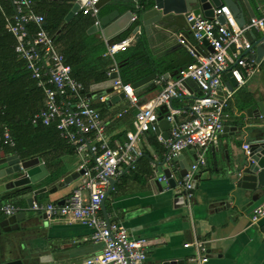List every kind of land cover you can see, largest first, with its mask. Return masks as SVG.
Returning <instances> with one entry per match:
<instances>
[{
	"label": "crops",
	"instance_id": "1",
	"mask_svg": "<svg viewBox=\"0 0 264 264\" xmlns=\"http://www.w3.org/2000/svg\"><path fill=\"white\" fill-rule=\"evenodd\" d=\"M10 1L13 4L12 0ZM236 1L242 6L247 22L251 16L247 13L243 1ZM66 2L71 7V3ZM248 2L255 16H260L264 0H248ZM43 3L46 7L48 6L46 2ZM133 5L134 7L124 4H106L99 9V17L115 9L118 10L119 15L112 14L110 21L121 20L123 13L129 8L132 9V14H138L134 1ZM12 6L15 13V7ZM32 8L30 6V11L35 12ZM4 14L5 7L0 0V20L1 17L4 18ZM82 15L78 17L75 14L71 18L73 19L72 25L69 27L72 30L65 32L67 37L71 38L70 33L84 31L86 40L87 35H92L99 43L87 50V55L83 59L69 64L71 69L86 68L96 58L109 56L106 53L108 44L100 31L91 33L87 31L95 22L94 18L87 14L82 13ZM70 21L63 27L61 25L58 33ZM136 21L132 22L130 29L137 24H135ZM4 28L8 31V23ZM177 30L179 32L180 28ZM171 31L174 29L165 30L164 35L154 36L149 43L143 32L140 33L139 40H135L131 32L128 35L133 38L128 47L132 46L135 41H141L148 56L163 72L161 74L163 78L160 81H158L160 76L156 73L153 81L138 93L140 102L154 97L166 82L176 75L175 70L193 61V57L183 45L178 43L177 37L174 34L172 36ZM124 32L127 31H123L121 35ZM263 35V30H252V35L249 32L246 33L248 38L253 37L255 40L261 39ZM2 37L3 27L1 28L0 23V48L3 47ZM70 45L69 42L67 48ZM253 49L256 53V49ZM123 51L120 50L113 56H109L113 60V65L107 72V79L92 83L87 92L84 88L80 91V97L88 98L90 104L99 112L101 111L100 115L106 124L105 140L112 147L121 144L127 132L134 131L136 108H127V98L124 97L115 103H107V99L118 93L115 89L111 93H106V90L112 86L113 79L110 78V74L116 71L119 76L114 57L122 56ZM259 61V70L248 77L243 85L237 87L227 101L226 111L229 116L223 119L224 126L229 127L227 134L220 135L216 142L209 144L205 150H198L199 153L203 152L205 163L200 164L194 174L197 178L195 187L191 191L192 199L189 206L185 202L182 185L183 207L179 206L178 202L174 203V190L169 183L158 182L156 178L163 174L165 165L161 162L164 159L165 149L157 140V134L154 131L143 134L140 140L143 154L137 159L135 167L128 168L114 178V186L105 198V212L100 210L99 216L104 220L106 217L109 224L122 226L134 238H145V264H163L173 259H181L184 264H197L191 260L196 256L194 246L184 245L187 242L191 243L195 238L206 242L208 259L201 264H264V214L259 216L255 222L251 221L253 209L264 208V195L243 210L242 206L250 200V193L243 191L239 194L234 186L235 168L238 161L245 156L241 145L245 141L252 143L257 134L256 126L264 122L261 117L257 116L260 113L259 103L264 109V55ZM46 65L49 66L48 61ZM71 76L76 79L72 71ZM222 80L224 91L230 89L226 84L225 74ZM187 86L192 93H199L192 80L187 81ZM101 92L104 94L97 95ZM87 93H91V96H87ZM73 96L75 101L78 96L72 94L71 97ZM190 101L191 96L187 95L182 99H173L172 104L187 105ZM251 106H255L256 111H252L249 115L246 109ZM45 133L37 136L39 153L27 157H37L46 170L44 177L36 182L34 189L42 186H46L47 189L53 188L65 176L77 171L83 159L87 160L89 166L93 163V155L90 152L84 155L77 153L74 146L60 136L59 131L56 137H53L52 131ZM94 141V132H92L89 142L94 143ZM0 150L6 151L3 148ZM195 151L193 147H186L179 154H182L191 165L197 159ZM49 177H56L57 180L46 185L45 181ZM10 178L7 177L0 181V204L9 202L27 207L26 199L21 195L16 196L17 188L9 189L4 186ZM81 179L80 174L66 187H58L52 193L46 190L37 194V201L58 203L71 194ZM158 183L161 184L162 189L159 188ZM226 202L228 206L225 205ZM22 211H25L27 219L19 222L23 228L15 230L14 233L17 234L15 241H9L3 245L4 249L10 251L12 259H20L24 264H85L88 258L100 254L102 243L91 239L92 228L87 225L61 218H43L34 210L24 209ZM6 217L8 215L0 212V221Z\"/></svg>",
	"mask_w": 264,
	"mask_h": 264
},
{
	"label": "built area",
	"instance_id": "2",
	"mask_svg": "<svg viewBox=\"0 0 264 264\" xmlns=\"http://www.w3.org/2000/svg\"><path fill=\"white\" fill-rule=\"evenodd\" d=\"M133 1L138 11V0ZM12 2L15 15L13 22L8 23V30L16 39L14 50L23 59L37 86L44 92L43 107L34 114L32 121H40L44 125L55 124L60 136L72 144L77 153L84 155L90 152L93 155V163L91 166L87 165L86 159L80 162L78 170L82 171L81 182L63 203L33 201L31 206L22 207L7 202L0 204V212L9 216L30 209L44 214L48 219L79 221L92 228L91 239L101 242L102 249L100 254L88 258L85 264H145V238H134L122 226L109 224L99 216L102 200L110 184L109 179L135 167L137 159L143 154L140 140L144 133L154 131L159 108L165 106L164 118L170 124L168 136L163 138L161 134H157L156 138L165 149L164 165L170 168V177L178 170L172 160L174 156L186 147H193L197 153L196 162L190 165L185 181L181 183L185 202L189 206L192 199L191 180L198 166L205 163L203 152L199 153L198 150H205L209 144L216 142L223 132V119L229 116L226 111L229 97L260 68V61L256 60V53L246 33L252 30L264 31V2L261 6L262 14L250 17L242 25L225 4L214 8L212 18L189 12L185 16L183 28L173 34L193 57V61L179 68L176 75L150 100L140 102L132 83L123 82L119 76L113 78L112 86L115 91L123 92L128 100L127 108H136L134 131L127 132L125 140L116 147L110 146L105 140L106 124L100 112L90 104L88 98L80 97L83 84L71 76L70 65L56 49L53 38L44 27V16L30 11L31 0ZM77 2L79 11L98 22V0ZM218 15L223 16L222 23L218 21ZM137 18L138 14H133L132 19ZM30 22L37 26L32 37L26 30V24ZM132 40V36L128 35L113 40L108 44L107 55L113 56L116 52L125 50ZM227 71H230L236 84L224 91L222 77ZM162 78L160 76L158 81ZM188 80L195 83L198 94L190 91ZM65 92L78 97L70 104L58 98L65 95ZM187 95L191 96L189 104H172L173 99H182ZM92 132L94 143L89 142ZM4 142L10 146L15 145L8 130L4 132ZM241 147L244 155H249L251 143L245 141ZM156 178L158 182L168 183L164 174ZM263 214L264 208H254L251 221L255 222ZM205 243L204 240L195 238L191 243L184 244L193 245L196 249V256L191 260L197 264L208 259Z\"/></svg>",
	"mask_w": 264,
	"mask_h": 264
},
{
	"label": "water",
	"instance_id": "3",
	"mask_svg": "<svg viewBox=\"0 0 264 264\" xmlns=\"http://www.w3.org/2000/svg\"><path fill=\"white\" fill-rule=\"evenodd\" d=\"M71 3L70 10L64 17V23L62 27L71 20V18L78 13L79 3L77 0H65ZM247 13L253 17L255 12L249 4L248 0H242ZM129 5L132 6V0H98L96 6L103 7L104 5ZM222 4L228 5L237 19V22L242 25L246 22L245 15L243 14L242 6L236 0H152V5L145 10L143 7L149 5V0L146 1L145 5L140 8L138 12L139 16L137 18V24L130 29V26L134 20L132 19V9L129 8L123 13L121 20L110 21L112 14H118V10L115 9L104 16L99 17V21L94 22L89 28L88 33L100 31L104 40L109 44L114 39L121 38V33L123 31H130L135 36V40H139L140 33H144L148 43L154 36L161 37L165 34V30L174 29L171 31L173 33L178 28H183L185 16L189 12H193L194 15H202L204 17L212 18L213 10ZM119 15V14H118ZM217 19L219 22H223L224 18L222 15H218ZM114 20V19H113ZM193 21L190 22L192 24ZM252 35V31H248ZM264 35L261 39L255 40L253 37L249 38L251 41L252 48L256 49V60H260L264 55ZM177 70L174 71V74ZM227 77V85L232 88L236 83L231 77L230 71L225 73ZM173 76V75H172ZM117 72L114 71L110 74V78H116ZM156 77V73L152 72L141 79L132 83L135 92L138 94L147 85L153 81ZM114 91V87H109L106 93H111ZM104 93L101 92L97 95L101 96ZM87 96H91V93H87ZM124 93L119 92L114 94L112 97L107 99V103H115L120 99H123ZM260 107V113L257 115L264 120V109L261 103L258 104ZM256 111L255 106H251L246 109L247 114H251L252 111ZM166 114V107L161 106L159 108L157 121L154 123V132L156 134H161L163 138L168 136L169 122L164 118ZM236 129V127H232ZM229 127L224 126L223 132L220 134L225 136L228 132ZM256 136L254 141L251 143L249 155H245L241 160L238 161V165L235 170L234 186L237 188L239 194L243 191L250 193V200L242 206V209L251 206L255 201H257L262 195H264V122L258 123L256 126ZM173 162L176 163L178 170L173 177H170V168L165 166L163 168V174L168 178V183L170 187L173 188L174 203L178 202L179 206H184L183 190L181 188V183L185 181V174L190 168V163L184 159L182 154H178L173 157ZM165 164V161L161 162ZM46 173L44 165L39 163V159L35 158H24L18 153H7L6 151L0 150V181L11 177L4 186L9 189L17 188L16 196L21 195L26 199L28 207L32 205L33 201H37V194H40L46 190L52 193L56 191L58 187L63 188L69 185L73 180L78 178L82 173L81 170L70 173L65 176L56 186L47 189L46 186H42L34 189L36 182L41 180ZM197 176L194 175L191 180V190L195 187ZM109 187L106 190V194L101 203V210L105 212V198L109 191L113 188L115 179H109ZM159 188L162 189L160 183ZM22 192V193H19ZM58 203H63V200L58 201ZM223 205V204H221ZM228 206V202L225 203ZM30 210V209H29ZM46 218L44 214L41 215ZM27 220L25 211H19L12 214L2 221H0V264H24L20 259H12L10 256V251L3 248V245L9 241H15L17 234L15 230L23 228L19 222ZM105 220L109 223L108 219ZM5 250V251H4ZM44 260V258H41ZM163 264H184L183 260H168L163 262Z\"/></svg>",
	"mask_w": 264,
	"mask_h": 264
},
{
	"label": "trees",
	"instance_id": "4",
	"mask_svg": "<svg viewBox=\"0 0 264 264\" xmlns=\"http://www.w3.org/2000/svg\"><path fill=\"white\" fill-rule=\"evenodd\" d=\"M146 1L148 0H138L141 9ZM43 2H46L48 6L46 7ZM2 3L5 7V14L4 18L1 17L0 20L1 28L3 27V47L0 48V148L27 158L39 153L37 147L39 143L38 134L44 132L47 134V132L52 131L53 137H56L58 130L55 124L44 125L40 121H32L34 114L43 107L44 92L40 86H37L36 80L31 77L23 59L16 54L14 50L15 36L11 31L4 28L6 23L13 22L12 18L15 15L13 4L10 0H2ZM151 5L152 0H149V5L143 7V9L145 10ZM31 7L34 8L36 13H41L44 16V27L53 38L54 45L58 48L56 49L64 54L66 63L73 64L77 60L83 59L87 55L86 51L99 43L92 35H87L88 39L86 40L84 31L70 33L72 34L70 35L71 38L67 37L68 35L65 32L72 30L69 26L72 25L73 19L58 33L65 15L70 10L68 2L63 0H32ZM132 7H134L133 4ZM76 16L82 17V12L79 11ZM26 30L29 36L32 37L37 30L36 24L31 22L26 24ZM129 33L130 31L124 32L121 35L122 38L129 35ZM69 42L71 45L67 48ZM114 61L119 71V77L125 83H133L152 72L157 73L159 76L163 73L148 56L141 41H135L132 46L123 51L122 56L114 57ZM111 65H113L111 57H99L86 68H76L71 69V71L72 75L83 84L84 90L87 92L92 83L104 81L108 78L107 72L111 70ZM71 96L72 93L65 92V95L58 96V98L72 104L75 97ZM5 130L9 131L15 141L14 146L4 142ZM56 180V177H49L45 184L49 185Z\"/></svg>",
	"mask_w": 264,
	"mask_h": 264
}]
</instances>
